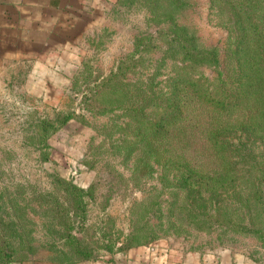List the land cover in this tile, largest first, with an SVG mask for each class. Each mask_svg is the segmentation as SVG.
Wrapping results in <instances>:
<instances>
[{
    "label": "rangeland",
    "instance_id": "374dc122",
    "mask_svg": "<svg viewBox=\"0 0 264 264\" xmlns=\"http://www.w3.org/2000/svg\"><path fill=\"white\" fill-rule=\"evenodd\" d=\"M259 5L260 35L250 31L242 41L222 0H80L52 28L26 37L24 55L0 73V245L15 250L8 258L0 246V264L113 263L140 247L164 264H264V0ZM181 28L194 47L214 49L218 62L187 58L174 39ZM110 73L123 77L103 86ZM177 73L212 87L222 75L232 98L243 81L229 112L200 105L192 85L180 90L186 114L230 124L240 161L231 172L214 151L177 153L163 127L150 130V122L162 124L167 82ZM97 89L87 94L86 112L82 99ZM131 97L144 107L131 111ZM68 112L74 116L43 139L41 120ZM141 112L135 135L131 115ZM181 154L202 162L222 195L200 206L194 191L180 189L168 159ZM61 180L87 191L85 219L72 217V231L91 258L62 234L59 209L71 195Z\"/></svg>",
    "mask_w": 264,
    "mask_h": 264
},
{
    "label": "trees",
    "instance_id": "16d2710c",
    "mask_svg": "<svg viewBox=\"0 0 264 264\" xmlns=\"http://www.w3.org/2000/svg\"><path fill=\"white\" fill-rule=\"evenodd\" d=\"M222 1L224 5L231 7V20L239 41H242V39L247 36V33L250 31H252L254 34L260 35L262 23L261 21L259 22L260 14H257V10L261 6L259 5L260 0ZM262 18H264V15H262ZM181 29L182 30L179 29L174 31L176 32L174 39L179 42V45L187 58L193 59L195 61L207 60L215 63L218 62L217 53L214 49H198L196 46L194 47L193 40L188 35L187 30L184 28ZM145 41H147V39H137L135 43V49L131 53V62L134 60L137 52L141 50V45H143ZM143 47L148 49L147 44H145ZM120 77H123V73H110V75L104 81H102V85L104 86L108 81H110L112 84V80L117 82ZM227 80L228 79L226 77L220 75L218 82L216 85H214V87H212L210 83L201 77H193L187 73H177L173 75L168 79V90L164 93V107L161 114L162 124L159 121L154 120L153 122H150L149 128L154 133H157L163 127V129H165L164 132L167 134L166 143L169 150H172L174 146H177L175 150L177 153H199L200 151H203L205 153H210L208 155L210 156L211 154H214V151L218 158L222 156L223 161L221 160V167L225 165L226 172L229 173L234 170L236 164L240 163L238 159H234V157L237 155L232 154L233 150L231 146L233 143L230 140V124H228L227 120L216 119L215 117H210L209 115L206 119H203L198 115L189 116L185 113V110H188L189 107L188 100L184 97L187 93L180 94V90L182 88H187L188 86L192 85L194 89H196L195 92L199 95L197 102L200 105L206 104L207 107L212 110L229 112L232 104H236L237 101H235V99L239 97L238 93L243 87L244 83L242 80L239 81L236 93L232 98V95L229 93V88L227 87ZM100 91L101 89H97L95 92L90 91V93H86L82 99L81 108L87 112V94H89V96H96ZM131 94H134L132 90ZM151 100L152 99L146 100V102L149 103ZM137 106L144 107L140 102V99L131 97V111H133ZM73 116L74 114L72 112H68L63 114L59 113L52 119H42L40 125L43 133V139H47L53 131L67 123V121H69ZM142 117V112L135 116L131 115V125H133V129L136 132L135 135H139L142 129L140 122L142 121ZM215 158L217 157L215 156ZM170 161L180 172L178 181L176 182L177 186L182 190L194 191L196 193L195 201L200 206L206 205V201L215 200L220 195H222L223 191H219L218 187H212L210 185L211 183L207 182V180L212 181V176L206 172H203L202 168L200 167L201 164H203L202 162L199 163L193 160L191 161L187 158L186 154H181L178 159L174 158V160L169 157L168 163ZM234 177L235 176H233L231 179L227 177V179L229 182L235 183ZM226 180L222 182H228ZM61 182L71 195L68 208H64L63 210L59 209V213H61L62 216L61 220L63 222L62 234L71 241L75 251L80 254L82 253L80 248V239H78L76 234L72 231L74 227L73 224L77 219L75 218L73 220L72 217L79 216L82 221L85 219L86 201L84 195L87 193V191L81 187H78L72 181L61 180ZM225 188H227V190L229 189V187ZM225 222H228L231 227L237 230L252 231L257 234H261L262 232L260 229H252V227H250L248 224L242 223L240 221L236 222L232 219H225ZM0 246L3 256H8V258L14 256L15 250H12L10 254H6L5 252L7 246ZM82 254L84 255L83 258H91V255L88 253ZM7 259H5V261H7Z\"/></svg>",
    "mask_w": 264,
    "mask_h": 264
},
{
    "label": "crops",
    "instance_id": "0c3cea01",
    "mask_svg": "<svg viewBox=\"0 0 264 264\" xmlns=\"http://www.w3.org/2000/svg\"><path fill=\"white\" fill-rule=\"evenodd\" d=\"M80 0H0V73L7 72V63L17 61L25 52L33 31L52 28L57 15L70 14L71 4ZM29 45V44H28ZM113 263L88 261L80 264H164L147 248L131 250V255L116 259Z\"/></svg>",
    "mask_w": 264,
    "mask_h": 264
}]
</instances>
